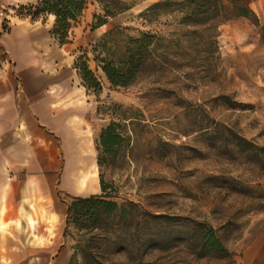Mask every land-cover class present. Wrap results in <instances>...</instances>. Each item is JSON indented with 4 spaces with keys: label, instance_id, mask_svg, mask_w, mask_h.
Returning a JSON list of instances; mask_svg holds the SVG:
<instances>
[{
    "label": "rangeland",
    "instance_id": "374dc122",
    "mask_svg": "<svg viewBox=\"0 0 264 264\" xmlns=\"http://www.w3.org/2000/svg\"><path fill=\"white\" fill-rule=\"evenodd\" d=\"M38 1L0 0V193L9 199H0V264H264L253 249L264 246L260 26L231 18L212 43L208 24L181 21L187 0L152 23L140 12L156 0H126L130 8L94 26L103 9L91 0L61 43L50 31L55 15H33ZM251 7L264 23V6ZM146 30L165 35L164 45L129 84H113L97 56L121 62ZM84 54L100 88L89 87L74 64ZM111 123L123 137L106 153L100 138ZM82 139L98 173L84 191L67 182L70 141L78 148ZM101 172L108 198L128 211L103 215L100 229L87 220L81 230L68 204L102 193ZM15 203V220L4 218ZM151 212L165 215L162 243L136 239L137 220L146 240L155 237ZM187 217L212 224L233 258L199 255L184 235ZM110 222L118 230L102 235Z\"/></svg>",
    "mask_w": 264,
    "mask_h": 264
},
{
    "label": "trees",
    "instance_id": "16d2710c",
    "mask_svg": "<svg viewBox=\"0 0 264 264\" xmlns=\"http://www.w3.org/2000/svg\"><path fill=\"white\" fill-rule=\"evenodd\" d=\"M91 0H39L38 3L32 7L33 15L38 16L41 13H49L55 15V21L51 28V33L60 40L61 43L68 42L70 31L79 21L83 14V11L88 6ZM103 9V12H97L94 14L95 24L99 26L108 21L110 16L130 8L133 2H127L126 0H97ZM179 0H156L143 9L140 14L145 16L149 22H154L160 15L161 11L166 8L176 11V7ZM189 11L183 16L184 23H192L194 25L208 24L209 28L213 31L207 36L210 42H216L218 36V27L220 23L238 16H248L253 18L254 22L260 26L264 37V23L261 22L256 11L251 7L247 0H187ZM201 31H204L202 29ZM157 39V40H156ZM165 35L152 32L151 30L141 31L140 36L134 37L135 44L129 45L126 49L125 56L121 62H116L106 56H97L99 60L103 62V70L107 74L110 81L115 85H127L137 75L138 71L142 69L148 55L152 51L157 50L165 43ZM81 59V62L79 60ZM89 56L87 54L80 55L75 60V66L78 68L79 73L82 75L85 83L89 87L100 88L101 81L96 76L93 69L89 64ZM122 133L116 130L115 124L111 123L106 127L101 134V144L106 153H111L113 147L119 143L122 139ZM240 138L245 141H250L247 137L240 135ZM264 149V146H261ZM106 158L99 156V164H102ZM101 185L102 193H92L90 195H77L74 200L68 204L67 212L70 218L77 224L79 229L86 228L85 221H90L92 224L90 227H100L101 219L103 215H119L124 216L127 213L126 203H120L117 200L108 198L107 183L104 179V175L101 172ZM134 211H138V207L141 206L139 202L131 201ZM165 215L162 213H152V226L150 240H146L140 233V221L137 220L136 239L138 242L162 243L160 240L161 230L157 227L161 225L165 220ZM154 222V223H153ZM109 224V223H108ZM111 224V222H110ZM181 225L184 229V235L188 241H191L196 245V249L199 250L198 254L202 256H210L215 258H233V252L223 241L218 230L210 223L204 220H197L192 218H185L181 221ZM104 226V225H103ZM117 224H111L109 227H103L102 235L110 236L116 230H118ZM147 227V226H145ZM156 227V228H155ZM115 231H114V230ZM89 244L88 246H90ZM91 248V247H89ZM94 251V250H92ZM93 253V252H92Z\"/></svg>",
    "mask_w": 264,
    "mask_h": 264
},
{
    "label": "bare ground",
    "instance_id": "6f19581e",
    "mask_svg": "<svg viewBox=\"0 0 264 264\" xmlns=\"http://www.w3.org/2000/svg\"><path fill=\"white\" fill-rule=\"evenodd\" d=\"M72 142L70 141V152L67 161V182L77 190H88L95 184L94 181L98 173L96 170L91 172V169H97V163L93 158L94 155L89 150L86 139L79 141L78 148Z\"/></svg>",
    "mask_w": 264,
    "mask_h": 264
},
{
    "label": "crops",
    "instance_id": "0c3cea01",
    "mask_svg": "<svg viewBox=\"0 0 264 264\" xmlns=\"http://www.w3.org/2000/svg\"><path fill=\"white\" fill-rule=\"evenodd\" d=\"M248 1H249V3H251V5L254 2L258 9L260 8V3L262 4V6H264V0H248ZM0 115H2V114H0ZM0 152H1V155H2L3 154V150H1ZM6 184L8 185V183L6 182L4 184V186ZM4 193H5L4 191H1V193H0V199L1 200H2V194H4ZM5 195H6V199L3 200V201H7L8 202L9 199H7V192L5 193ZM17 206H18L17 203H15V205L10 207L8 212L6 214H4V218H9V220H15V216H16V214L18 212V207ZM27 217H28V223H29L30 227H34L35 224H36L35 218L32 217L31 215H28ZM35 240H39V238H36ZM253 249L255 250L256 259H260L261 261L264 262V246H260V245H258L257 242H254L253 243Z\"/></svg>",
    "mask_w": 264,
    "mask_h": 264
}]
</instances>
